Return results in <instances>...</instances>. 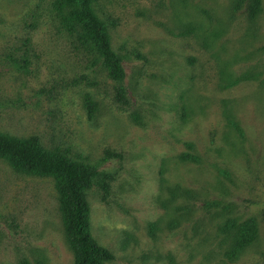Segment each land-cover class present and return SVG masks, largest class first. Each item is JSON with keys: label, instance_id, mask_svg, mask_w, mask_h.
<instances>
[{"label": "rangeland", "instance_id": "rangeland-1", "mask_svg": "<svg viewBox=\"0 0 264 264\" xmlns=\"http://www.w3.org/2000/svg\"><path fill=\"white\" fill-rule=\"evenodd\" d=\"M53 2L0 0V133L36 135L113 174L107 194L87 192L91 233L115 255L105 264H222L217 225L251 216L259 237L232 264H264V9L251 19L234 0H100L98 15L116 22L123 105ZM23 261L75 254L54 177L0 157V264Z\"/></svg>", "mask_w": 264, "mask_h": 264}, {"label": "trees", "instance_id": "trees-1", "mask_svg": "<svg viewBox=\"0 0 264 264\" xmlns=\"http://www.w3.org/2000/svg\"><path fill=\"white\" fill-rule=\"evenodd\" d=\"M99 1L54 0L53 5L66 32L81 48L89 51L93 56L92 63H101L108 76L114 80L116 101L129 105L122 57L111 43L110 27L115 26L116 22L98 15L96 5ZM245 6L251 19L259 17L264 9L263 0H234L235 10H242ZM23 62V66H26L28 60L24 59ZM89 84H95V81L89 78ZM95 108L96 102L90 100L91 114ZM228 121L238 132H242L237 120L231 118ZM108 156L110 153L104 160ZM0 157L7 159L17 172L54 177L67 236L75 254V264H105L115 258L114 253L101 245L91 233L90 204L87 199V192L93 186H98L105 194L109 192L110 182L114 178L112 173L99 170L96 164L88 161V157L74 155L69 148L47 151L36 135L16 137L0 133ZM181 158L194 162L200 160L198 155L191 152H183ZM217 231L223 237L220 244L223 247L222 264H232L257 241L259 221L256 216L228 218L217 225ZM169 260V264H175L173 255H169ZM21 264L28 262L23 261Z\"/></svg>", "mask_w": 264, "mask_h": 264}]
</instances>
